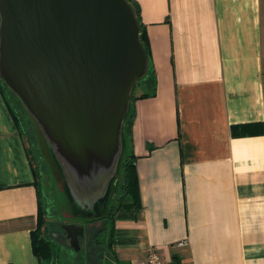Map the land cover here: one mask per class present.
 <instances>
[{
  "label": "crops",
  "instance_id": "0c3cea01",
  "mask_svg": "<svg viewBox=\"0 0 264 264\" xmlns=\"http://www.w3.org/2000/svg\"><path fill=\"white\" fill-rule=\"evenodd\" d=\"M131 2L157 79L128 133L140 205L122 201L87 264H146L152 247L163 264H264V0ZM39 193L0 88V264L48 263Z\"/></svg>",
  "mask_w": 264,
  "mask_h": 264
},
{
  "label": "water",
  "instance_id": "95a60500",
  "mask_svg": "<svg viewBox=\"0 0 264 264\" xmlns=\"http://www.w3.org/2000/svg\"><path fill=\"white\" fill-rule=\"evenodd\" d=\"M148 69L128 0H0V80L34 120L86 216L98 214L118 169L133 93ZM63 228V244L79 251L85 226Z\"/></svg>",
  "mask_w": 264,
  "mask_h": 264
},
{
  "label": "rangeland",
  "instance_id": "374dc122",
  "mask_svg": "<svg viewBox=\"0 0 264 264\" xmlns=\"http://www.w3.org/2000/svg\"><path fill=\"white\" fill-rule=\"evenodd\" d=\"M146 84V82L142 83V85ZM0 85L4 87L5 98L10 103L15 117L18 120L19 131L24 138L37 171L36 179L41 194V205L46 228L45 237L56 252L54 259L48 261L47 264H87V252H89V249L93 252L97 242L101 243L102 248H108L112 228L111 222L109 220L105 222L104 219L100 218L93 221V226L89 227V223L87 222L89 219L83 220L84 218L81 216L76 205L72 202L70 196L67 192L65 194L63 187L65 186V180L59 177L58 183H54L56 179L54 176L52 158L48 151V145L34 120L28 114L19 98L9 90L2 80H0ZM124 152L126 153L125 147L123 153ZM121 196L122 193L119 188L114 194L113 203L111 204L109 201H105L104 205L107 203V208L109 207V210L112 209V207H116ZM102 210L103 209H101V212L96 216L89 215L88 217H101L105 215L104 212L102 214ZM69 223L85 225L86 231L84 238H81V249L79 251L63 244L61 238L56 235L64 233L63 226ZM101 231L103 232L96 240L92 239L93 236H96L97 233Z\"/></svg>",
  "mask_w": 264,
  "mask_h": 264
},
{
  "label": "trees",
  "instance_id": "16d2710c",
  "mask_svg": "<svg viewBox=\"0 0 264 264\" xmlns=\"http://www.w3.org/2000/svg\"><path fill=\"white\" fill-rule=\"evenodd\" d=\"M128 1L133 6L131 0H128ZM133 8H134V6H133ZM134 10H135V8H134ZM135 12H136V10H135ZM141 41H142V44H143V46L147 52L148 58H149V69H148L146 76L137 83L135 90L139 87L144 86L143 89L145 91H143V95L148 96V94H150L152 91H154L156 89L157 79H156V74H155L154 68L152 67V65L150 63L149 42H148V39H147L145 32L142 29H141ZM144 82H146L147 84L142 85V83H144ZM0 88L2 89V91L5 95L4 87L2 85H0ZM137 99H138V96L136 95V93L134 91L133 97H132V103L130 106V111L127 115L125 128H124V147L126 149V153L124 152L123 156H122V164H121V168L119 171V173H120L119 174V180H118L116 185H114V181H113V184L111 186V189H112L111 195L112 194L114 195L116 190H118L119 188L121 190L122 196L118 202V205L116 207H112V209H110L106 215H103L101 217H92V216L88 217L85 214H83L81 211L78 210L80 212L81 216L84 218L83 220L89 219V221H96V220L102 218V219H104L105 222H108V220H109V221H111V223H113L114 218L118 212V209L120 208V205L124 199L129 198L137 206L140 205L138 176H137V171H136L134 162L132 160L131 152L129 150L130 148L128 145V133L131 130V126H132V122H133L132 120H133V113H134V103L136 102ZM7 103L9 105V107L13 113V116L16 120V123L18 125V120L15 117L13 109L11 108L8 100H7ZM48 151H49V154L52 158V163H53L54 176L56 179V180H54V183H58L59 177L61 178L62 176H61L58 164H57L53 154L49 150V148H48ZM28 153H29V150H28ZM29 157H30L31 163L33 165V172L35 174V177H37V171L35 169L34 162L30 156V153H29ZM37 186H38V184H37ZM63 187L65 190V194L67 192V194L69 195V191H68L67 187L66 186H63ZM39 192H40V190H39ZM39 199H40L39 224H38L37 230L33 233L32 244H33V250H34V253L36 254V256L41 261H47L48 262V261H51L54 259L56 252L53 250L49 241L45 237V232H46L45 229L46 228H45V221H44V213H43L42 205H41V194L40 193H39Z\"/></svg>",
  "mask_w": 264,
  "mask_h": 264
},
{
  "label": "flooded vegetation",
  "instance_id": "af4514ba",
  "mask_svg": "<svg viewBox=\"0 0 264 264\" xmlns=\"http://www.w3.org/2000/svg\"><path fill=\"white\" fill-rule=\"evenodd\" d=\"M121 164H122V158L120 159V162H119V166H118V169H117V171L114 173L113 172V177L110 179V183H109V187H108V189H107V193H106V197L104 198V200H101L100 201V206H99V208H98V206H96V210L98 211V214H99V212H101L100 210L101 209H103L102 210V213L104 212V214L106 215L108 212H109V207L107 208V203L104 205V202L105 201H109V203H113V199H114V195L112 194L111 195V191H112V189H111V186H112V184H113V181H114V185H116V182H118V180H119V171H120V168H121ZM116 180V181H115ZM111 200H112V202H111ZM109 206H110V204H109ZM79 210V209H78ZM79 211H81L83 214H85L86 212H84L83 210H79ZM89 224V227H92L93 226V221H87ZM78 226H80V225H84V224H77ZM85 226V225H84ZM63 231H64V233H59V234H56L58 237H60L61 238V240H62V235L63 234H65V230H64V228H63ZM85 231H86V229H85ZM84 238V237H83ZM63 241V240H62Z\"/></svg>",
  "mask_w": 264,
  "mask_h": 264
},
{
  "label": "built area",
  "instance_id": "2783aa9c",
  "mask_svg": "<svg viewBox=\"0 0 264 264\" xmlns=\"http://www.w3.org/2000/svg\"><path fill=\"white\" fill-rule=\"evenodd\" d=\"M146 264H163L159 253L153 247L148 250Z\"/></svg>",
  "mask_w": 264,
  "mask_h": 264
}]
</instances>
